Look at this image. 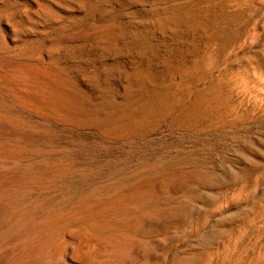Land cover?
<instances>
[{
	"label": "rangeland",
	"instance_id": "rangeland-1",
	"mask_svg": "<svg viewBox=\"0 0 264 264\" xmlns=\"http://www.w3.org/2000/svg\"><path fill=\"white\" fill-rule=\"evenodd\" d=\"M244 1L0 0L4 75L65 84L17 85L59 108L0 92V223L25 225L21 249L56 237L0 264H264V98L238 74L264 31Z\"/></svg>",
	"mask_w": 264,
	"mask_h": 264
},
{
	"label": "bare ground",
	"instance_id": "bare-ground-1",
	"mask_svg": "<svg viewBox=\"0 0 264 264\" xmlns=\"http://www.w3.org/2000/svg\"><path fill=\"white\" fill-rule=\"evenodd\" d=\"M5 1V0H4ZM3 2V1H2ZM1 4V3H0ZM243 6H250L251 7V9H252V13H253V16H254V21H253V24H252V29H254L256 32L257 31H259V33L261 32V31H264V0H245L244 1V3L242 4ZM85 6V5H84ZM241 7V6H240ZM243 9V8H242ZM14 23V22H13ZM19 23V22H18ZM18 23H16L17 25L16 26H18ZM20 24H22V23H20ZM17 28V27H16ZM263 33V32H262ZM261 33V34H262ZM255 34V33H254ZM250 39V37H246L245 38V40L243 41V43L244 42H247V40H249ZM107 42V41H106ZM107 44V43H106ZM245 44V43H244ZM3 45V44H2ZM61 46V45H60ZM102 47H103V45H101ZM107 46H108V44H107ZM52 47H53V45H52ZM62 48V47H61ZM60 48V49H61ZM104 49L106 48V45H105V47H103ZM49 49V48H48ZM47 49V50H48ZM53 49V48H52ZM59 49V48H58ZM64 48H62V50H63ZM102 49V48H101ZM1 50V49H0ZM2 50H4V49H2ZM7 51V50H6ZM59 51H61V50H59ZM114 51V50H113ZM3 53H4V51H2ZM106 52V51H105ZM15 53V52H14ZM103 53H104V51H103ZM107 53V52H106ZM15 55V54H14ZM33 55V54H32ZM27 56V55H26ZM31 56V55H30ZM34 56V55H33ZM30 58H32V57H30ZM38 60V58H35L34 57V60ZM39 60H40V63H41V60L42 59H40L39 58ZM29 61V60H28ZM23 62V61H22ZM36 62V61H35ZM34 62V63H35ZM43 63V62H42ZM3 64V61L2 60H0V92H4L5 94H7L10 98H12L14 101H17V102H22V101H28V100H33V101H35V102H37V103H39V104H42V105H45L46 107L48 106V107H50V108H59V107H63V105L62 104H60V103H57V102H55V101H53V100H43L42 99V97H39V96H37L36 95V93L35 94H33L34 92H31L30 91V89H29V91L27 90V88L26 89H24V88H18L17 87V85H19L20 84V82H21V78H23V77H25V78H30V80L32 79L33 81H35V82H37L38 84H45V85H47V86H50V87H53V88H55L56 90L57 89H64L65 88V84L62 82V81H60V80H58V79H55L56 78V76H53L54 75V73H52L53 75V77L51 78V77H49V76H47L43 71H41V70H37L36 68H33V67H29V66H24V67H22V68H16V69H12V70H7L8 72H9V75L7 74V75H4V73L3 72H5V71H3V68H1L2 65ZM30 64V63H29ZM48 66V65H47ZM18 67V66H17ZM39 67V66H38ZM45 67V66H44ZM51 68H53V67H51ZM54 69V68H53ZM249 69V68H248ZM247 69V67H243V68H241L239 71H238V74L241 76V78H242V80L244 81V82H249V83H251L252 82V85L255 87V92H257L258 94V96L260 97H262L263 96V98H264V65H262L261 66V68L257 71V72H250L249 73V70ZM59 70V69H58ZM49 73V72H48ZM47 73V74H48ZM62 76V75H61ZM60 76V77H61ZM25 80V79H24ZM32 80H31V82H32ZM26 82V81H25ZM34 82V83H35ZM27 83V82H26ZM33 83V82H32ZM33 83V84H34ZM28 85H31V84H29V81H28V83H27ZM22 85V84H21ZM25 85V84H24ZM42 86V85H41ZM22 87V86H21ZM68 87V86H67ZM66 87V88H67ZM30 88V87H29ZM56 90H55V92H56ZM60 90V91H61ZM33 91V90H32ZM68 91H70V90H68ZM37 92V91H36ZM60 94H62V93H60ZM43 95V94H42ZM41 95V96H42ZM45 95V94H44ZM63 95H65V94H63ZM256 95V96H257ZM50 97V96H49ZM54 98V97H53ZM56 98V97H55ZM54 98V99H55ZM48 99V98H47ZM57 101L59 100V99H56ZM24 102V103H25ZM23 103V102H22ZM1 104H3V103H1ZM30 104V103H29ZM101 104V103H100ZM23 106H25V105H23ZM31 106V105H30ZM1 108H3V107H1ZM33 108V107H32ZM37 108H39V106L37 107ZM31 109V108H30ZM40 109V108H39ZM14 110H17V109H14ZM13 110V111H14ZM42 110H43V108H42ZM57 110V109H56ZM6 111H7V109H6ZM12 111V110H11ZM17 111H19V110H17ZM39 111V110H38ZM46 111V110H45ZM52 111V110H51ZM58 111V110H57ZM16 112V111H15ZM14 113V112H13ZM54 113H56V112H54ZM7 114V113H6ZM6 114H4L1 110H0V155H7V154H10V152H11V150L9 149V147H8V145H7V143H6V141L4 140V138L5 137H3V132H5L4 131V129L6 128V126H7V118H8V120L10 119L9 118V116L7 115L6 116ZM9 114V113H8ZM16 114V113H15ZM57 114H58V112H57ZM10 117L12 116V114H11V112H10ZM18 115V114H17ZM12 118V117H11ZM13 118H14V116H13ZM15 119V118H14ZM9 121H12V120H9ZM13 123H14V121H13ZM16 124V123H15ZM7 128H9V127H7ZM11 134V133H10ZM5 136V135H4ZM7 137V136H6ZM11 137V135L9 136V138ZM20 137V136H19ZM18 137V138H19ZM8 140V139H7ZM11 141V140H10ZM16 148V147H15ZM19 148V147H18ZM21 149H23V148H21ZM13 150H14V148H13ZM22 151H24V150H22ZM17 152V151H16ZM7 153V154H6ZM14 157V156H13ZM6 158V157H5ZM14 160H16V156H15V159ZM28 160V159H27ZM8 161V160H7ZM6 162V161H5ZM27 163V162H26ZM23 164H25V163H23ZM26 165V164H25ZM21 166V165H20ZM27 166V165H26ZM11 170V169H10ZM14 170H17V169H14ZM25 171V170H24ZM17 173V172H16ZM21 173V172H20ZM14 175V174H13ZM19 175V174H18ZM23 175H25V174H23ZM47 175H48V173H47ZM12 176V175H11ZM16 175H14V177H15ZM47 177V176H46ZM6 179V178H5ZM4 179V180H5ZM1 181V180H0ZM20 184V183H19ZM165 183L163 182L162 183V185H164ZM161 185V184H160ZM161 185V186H162ZM166 186H167V183L165 184ZM160 186V187H161ZM13 189H14V187H12ZM162 188V187H161ZM166 188V187H165ZM164 188V189H165ZM10 189V188H9ZM15 190H16V188H15ZM14 190V191H15ZM146 191L147 190H145L144 192H145V194H146ZM16 192H17V190H16ZM28 192V191H27ZM26 192V193H27ZM148 192V191H147ZM18 193V192H17ZM149 193L150 192H148V195H149ZM143 194V193H142ZM144 194V195H145ZM19 196V195H18ZM23 200V199H22ZM2 201V200H1ZM24 201H25V199H24ZM27 202V201H26ZM22 203V202H21ZM25 203V202H24ZM44 204V203H43ZM2 205V204H1ZM15 205V204H14ZM17 205V204H16ZM45 205V204H44ZM18 206V205H17ZM19 206H20V204H19ZM22 206V205H21ZM14 207H16V206H14ZM25 207V206H24ZM92 207V206H91ZM4 208V207H3ZM22 208H23V206H22ZM89 208H90V206H89ZM97 208H99V207H97ZM6 209V208H5ZM14 209V208H13ZM17 209V208H16ZM24 209V208H23ZM41 209V208H40ZM1 210V209H0ZM31 210V209H30ZM88 210H90V209H88ZM87 210V211H88ZM6 211V210H5ZM4 212V211H3ZM16 212H18V211H16ZM89 212V211H88ZM7 213V212H6ZM43 213V212H42ZM15 214V213H14ZM49 214V213H48ZM99 214V213H98ZM97 214V215H98ZM1 215V214H0ZM71 215V214H70ZM86 215V214H85ZM13 216V215H12ZM21 216V215H20ZM23 216V215H22ZM53 216V215H52ZM82 216H84V215H82ZM88 216V215H87ZM151 216V215H150ZM165 216V215H164ZM2 217H4V216H2ZM54 217V216H53ZM148 217V216H147ZM157 217H159V219H160V217H162V216H156V218ZM87 218V217H86ZM154 216H153V220H154ZM168 218V217H167ZM55 219V218H54ZM88 219V218H87ZM147 219V218H146ZM149 219H150V217H149ZM149 219H148V222H149ZM158 219V218H157ZM162 219V218H161ZM56 220H57V218H56ZM60 220V219H59ZM152 220V221H153ZM147 221V220H146ZM152 221H151V223H152ZM157 221H159V220H157ZM156 221V222H157ZM155 222V221H154ZM55 223V222H54ZM59 223V222H58ZM93 222H91V224H92ZM143 223V222H142ZM25 224V223H24ZM27 224H28V222H27ZM144 224H146V222L144 223ZM143 224V225H144ZM60 225V224H59ZM149 225H151V224H149ZM24 226L25 225H23L22 223H20V219L19 218H17L16 216H14V217H6V218H3L2 219V221H1V223H0V258L4 255V253L5 252H8L7 250H9V251H11L12 250V252H13V250H16V252H17V250H19V251H21L22 253H26V254H28L29 252H32L33 253V251H40V252H42L43 250H45L46 249V247H47V245H49L50 243H53V241L54 240H56V237H55V235H53V234H51V235H49L47 238H44V239H37V240H39L38 241V243L35 245V246H33L31 249L30 248H26V249H24V248H22L21 249V247L23 246V243H24V241L28 238V236H29V234H27V232L26 231H29V230H26L25 228H24ZM28 226V225H27ZM57 226H58V224H57ZM145 226V225H144ZM144 226H142V228L144 227ZM146 226H147V224H146ZM51 227V226H50ZM60 227V226H59ZM86 228V227H85ZM88 228V227H87ZM148 228V227H147ZM144 229V228H143ZM143 229H141L143 232H144V230ZM72 230V229H71ZM63 232V231H62ZM65 232V231H64ZM63 232V233H64ZM82 232V231H81ZM41 233V232H40ZM145 233V232H144ZM63 235H65V233L63 234ZM62 235V236H63ZM68 235V234H67ZM123 235V234H122ZM133 235V234H132ZM137 235H140V234H138L137 233ZM72 236V235H71ZM121 236V235H120ZM131 236V235H130ZM142 236V235H141ZM144 236V235H143ZM43 237V236H42ZM74 237V236H73ZM72 237V238H73ZM101 237H103V236H101ZM125 237V236H124ZM128 237L129 236H127V239H128ZM77 238V242H78V245H80V246H85L87 243H88V238H87V236L86 235H84V234H78V236L76 237ZM100 238V237H99ZM105 238V237H104ZM118 238V237H117ZM117 238H115L116 240H117ZM129 238H132V237H129ZM135 238V240H136V237L133 235V239ZM138 238V237H137ZM140 238V237H139ZM17 239H20V241H21V243H19L18 241H17ZM74 239V238H73ZM101 239V238H100ZM24 240V241H23ZM141 240L142 239H139L138 240V243H139V241L141 242ZM144 240V239H143ZM143 240H142V242H143ZM119 241H120V239H119ZM126 241V240H125ZM128 241V240H127ZM126 241V242H127ZM131 241H133V240H131ZM130 241V243H132ZM13 242H15V243H13ZM62 242V241H61ZM110 241H108V243H109ZM116 242V241H115ZM134 242V241H133ZM111 243V242H110ZM109 243V244H110ZM143 243H145V241L143 242ZM60 244V243H59ZM95 244V243H94ZM109 244H107L108 246H109ZM116 244V243H115ZM115 244L114 245H112L113 246V248L115 247ZM120 244V243H119ZM133 244V243H132ZM34 245V244H33ZM51 245V244H50ZM125 245H127V244H125L124 243V245L123 246H125ZM129 245V244H128ZM93 246H95V245H93ZM104 246V245H103ZM136 247H137V245H135ZM53 247V246H52ZM75 247V246H74ZM79 247V246H78ZM96 247V246H95ZM120 247V246H119ZM126 247V246H125ZM130 246H128L127 248H129ZM134 247V246H133ZM142 247V246H141ZM145 247V246H144ZM90 248V247H89ZM88 248V249H89ZM113 248H112V252H113ZM117 248H118V246H117ZM114 249V251L115 250H118V249ZM135 248V247H134ZM133 248V249H134ZM143 248V247H142ZM62 249V248H61ZM77 249V248H76ZM105 249V248H104ZM122 249V248H121ZM137 249V248H136ZM139 249H141V248H139ZM144 249L145 248H143V251H144ZM32 250V251H31ZM66 250V249H65ZM126 249H124V251H125ZM129 250H130V248H129ZM132 250V249H131ZM48 251V250H47ZM50 252H51V249L49 250ZM53 251V250H52ZM64 251V250H63ZM75 251V250H74ZM104 251H106V254L107 253H109L110 252V250L108 249V250H104ZM108 251V252H107ZM123 251V252H124ZM133 251H135V250H133ZM146 251V250H145ZM55 252V251H54ZM53 252V253H54ZM65 252V251H64ZM73 252V251H72ZM89 252V251H88ZM129 252V251H128ZM127 252V253H128ZM56 253V252H55ZM132 253H134V252H132ZM41 254V253H40ZM43 254V253H42ZM46 254V253H45ZM44 254V255H45ZM82 254V253H81ZM116 254V253H115ZM49 254H47V256H48ZM54 255V254H53ZM105 255V254H104ZM128 255V254H127ZM18 256V255H17ZM22 256V255H21ZM41 256V255H40ZM51 256V255H50ZM81 256H83V255H81ZM112 256H114V255H112ZM128 256H130V255H128ZM55 257V256H54ZM16 258V257H15ZM14 258V259H15ZM20 258V257H19ZM22 258V257H21ZM50 258V257H49ZM60 258V257H59ZM111 258V257H110ZM2 259V258H1ZM38 259H39V256H38ZM57 259V258H56ZM55 259V260H56ZM102 259H104V257L102 258ZM101 259V260H102ZM115 259H117V260H119L118 258H115ZM121 259V258H120ZM195 259V258H194ZM197 259V258H196ZM50 260H52V259H50ZM105 260V259H104ZM106 260H108V259H106ZM190 260H191V258H190ZM10 261H11V259H10ZM116 261V260H115ZM186 261V260H185ZM188 261H189V259H188ZM0 262H1V260H0ZM14 262V261H13ZM192 262V261H191ZM15 263V262H14ZM95 263V262H94ZM103 263V262H102ZM193 263V262H192ZM195 263V262H194ZM101 264V263H100ZM183 264H185V263H183Z\"/></svg>",
	"mask_w": 264,
	"mask_h": 264
}]
</instances>
